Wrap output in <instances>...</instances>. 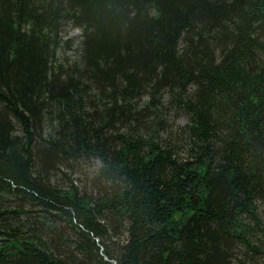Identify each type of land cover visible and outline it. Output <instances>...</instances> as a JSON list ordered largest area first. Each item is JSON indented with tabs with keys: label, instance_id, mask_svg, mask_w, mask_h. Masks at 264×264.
<instances>
[{
	"label": "trees",
	"instance_id": "1",
	"mask_svg": "<svg viewBox=\"0 0 264 264\" xmlns=\"http://www.w3.org/2000/svg\"><path fill=\"white\" fill-rule=\"evenodd\" d=\"M262 206L264 0H0V264H264Z\"/></svg>",
	"mask_w": 264,
	"mask_h": 264
},
{
	"label": "rangeland",
	"instance_id": "2",
	"mask_svg": "<svg viewBox=\"0 0 264 264\" xmlns=\"http://www.w3.org/2000/svg\"><path fill=\"white\" fill-rule=\"evenodd\" d=\"M60 36L66 40L68 39L69 41H71V43H73V45L76 44L78 38L80 37V30L73 27L72 25L70 24H67L65 26V28L61 31V34ZM176 122H179L180 124L184 123L185 122V117H180ZM264 207L262 206L260 208V211H261V216L264 218Z\"/></svg>",
	"mask_w": 264,
	"mask_h": 264
}]
</instances>
